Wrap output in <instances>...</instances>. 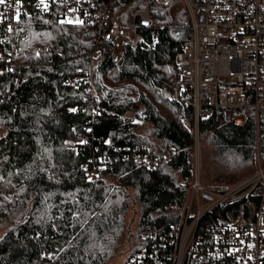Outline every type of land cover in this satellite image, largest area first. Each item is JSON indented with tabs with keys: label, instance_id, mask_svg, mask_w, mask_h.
<instances>
[{
	"label": "trees",
	"instance_id": "1",
	"mask_svg": "<svg viewBox=\"0 0 264 264\" xmlns=\"http://www.w3.org/2000/svg\"><path fill=\"white\" fill-rule=\"evenodd\" d=\"M151 16L157 27L132 31L119 59L96 26L57 12L0 26V264H111L124 253L132 264L156 242L142 230L178 224L196 133L187 93L176 94V56L191 27L179 0ZM91 70L92 91L76 81ZM199 136L216 163L264 168V109L243 125L217 111ZM148 149L155 169L133 160ZM230 208L207 213L199 232Z\"/></svg>",
	"mask_w": 264,
	"mask_h": 264
},
{
	"label": "built area",
	"instance_id": "2",
	"mask_svg": "<svg viewBox=\"0 0 264 264\" xmlns=\"http://www.w3.org/2000/svg\"><path fill=\"white\" fill-rule=\"evenodd\" d=\"M175 1L129 0L115 10L116 0H44V4L40 0H7L0 5V26L13 27L17 12L19 16L57 12L71 23L96 26L99 40L111 46L119 59L132 31L157 27L151 7H166ZM179 1L189 17L191 38L176 56L180 76L175 90L177 96L187 93L195 113L193 177L178 224L166 234L142 230L143 237L156 242L151 250L139 252L132 264L148 260L165 264L159 247L167 248L169 264H264V168L259 165L257 173L233 187L205 186L199 152L201 119L221 111L227 122L243 125L250 111L258 114L264 109V0ZM132 7L134 11H130ZM102 55L97 48L90 58L96 61ZM76 81L91 83L92 91V70ZM136 151L135 162L157 168L159 160L149 149ZM86 173L92 175L88 168ZM228 204L231 208L225 217L200 233L201 219Z\"/></svg>",
	"mask_w": 264,
	"mask_h": 264
},
{
	"label": "rangeland",
	"instance_id": "3",
	"mask_svg": "<svg viewBox=\"0 0 264 264\" xmlns=\"http://www.w3.org/2000/svg\"><path fill=\"white\" fill-rule=\"evenodd\" d=\"M130 37H132V34ZM195 151L196 148L194 153ZM199 152L201 157L200 167L202 170L203 183L205 186L233 187L251 177L250 175L255 172L254 167H238L237 162L233 161H228L225 165L214 162L213 153L209 151L205 142L200 143ZM258 164L260 165V163ZM134 218L135 217L132 214L131 219ZM0 235H2V233H0ZM126 255L127 254L124 253L115 259L111 264H124Z\"/></svg>",
	"mask_w": 264,
	"mask_h": 264
},
{
	"label": "snow or ice",
	"instance_id": "4",
	"mask_svg": "<svg viewBox=\"0 0 264 264\" xmlns=\"http://www.w3.org/2000/svg\"><path fill=\"white\" fill-rule=\"evenodd\" d=\"M17 3L20 2V0H16ZM7 3V0H0V5H4ZM41 4H44V0H40ZM45 7H47V5H45ZM17 19L19 18V13L17 12ZM69 23H71L72 21H68ZM77 23H83L82 21H77ZM11 31V29H9Z\"/></svg>",
	"mask_w": 264,
	"mask_h": 264
}]
</instances>
